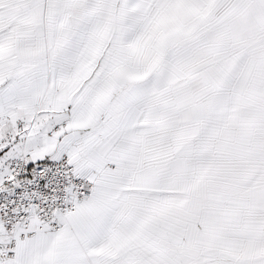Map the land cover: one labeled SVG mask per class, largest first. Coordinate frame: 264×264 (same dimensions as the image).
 Here are the masks:
<instances>
[{"label":"snow or ice","instance_id":"6c2138e0","mask_svg":"<svg viewBox=\"0 0 264 264\" xmlns=\"http://www.w3.org/2000/svg\"><path fill=\"white\" fill-rule=\"evenodd\" d=\"M0 264H264V0H0Z\"/></svg>","mask_w":264,"mask_h":264}]
</instances>
